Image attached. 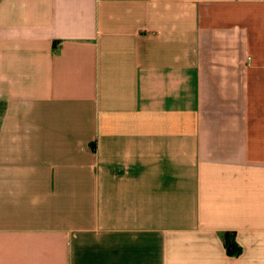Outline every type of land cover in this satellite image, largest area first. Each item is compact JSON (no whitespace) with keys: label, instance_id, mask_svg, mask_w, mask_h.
I'll use <instances>...</instances> for the list:
<instances>
[{"label":"crops","instance_id":"crops-1","mask_svg":"<svg viewBox=\"0 0 264 264\" xmlns=\"http://www.w3.org/2000/svg\"><path fill=\"white\" fill-rule=\"evenodd\" d=\"M0 104V264H264V0H0Z\"/></svg>","mask_w":264,"mask_h":264},{"label":"trees","instance_id":"trees-1","mask_svg":"<svg viewBox=\"0 0 264 264\" xmlns=\"http://www.w3.org/2000/svg\"><path fill=\"white\" fill-rule=\"evenodd\" d=\"M223 239L228 255L237 256L242 253L243 247L237 242L236 232H224Z\"/></svg>","mask_w":264,"mask_h":264},{"label":"rangeland","instance_id":"rangeland-1","mask_svg":"<svg viewBox=\"0 0 264 264\" xmlns=\"http://www.w3.org/2000/svg\"><path fill=\"white\" fill-rule=\"evenodd\" d=\"M3 108H2V105L0 104V117L3 115ZM1 112H2V114H1ZM0 123H1V118H0Z\"/></svg>","mask_w":264,"mask_h":264}]
</instances>
